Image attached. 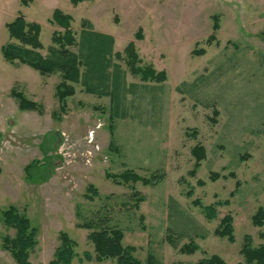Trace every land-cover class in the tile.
Segmentation results:
<instances>
[{"label":"rangeland","instance_id":"rangeland-1","mask_svg":"<svg viewBox=\"0 0 264 264\" xmlns=\"http://www.w3.org/2000/svg\"><path fill=\"white\" fill-rule=\"evenodd\" d=\"M56 9L72 17L76 44L69 49L76 53L83 20L114 37L112 61L125 76L120 102L74 84L66 112L55 119L59 75L24 72L4 59L1 48L10 41L6 24L19 13L41 26L40 52L46 56L53 33L65 32L50 22ZM139 28L142 39L135 36ZM212 34L216 40L208 42ZM130 42L141 67L165 72L163 82L142 81L131 74L125 58L115 55ZM201 49L203 55L194 54ZM13 87L43 104L44 114L20 110L10 94ZM112 123L118 152L109 146ZM197 144L204 146L206 158L192 177L191 150ZM34 160L39 164L30 180L25 166ZM125 170L141 177L158 170L165 177L156 185L137 182L134 188L106 178L107 172ZM212 172L221 177L210 180ZM90 185L99 192L93 200L86 197L92 195ZM133 189L145 197L138 208ZM195 199L205 206L218 204L217 217L208 220ZM10 206L37 230L32 264L53 259L61 231L77 242L74 264H116L79 261L85 252L94 255V246L87 238L90 231L77 226L83 223L78 208L81 219L101 212L107 225L121 228L123 244L137 248L142 264L149 252L162 264H196L212 255L226 264H243L246 235L254 247L264 245V225L252 221L264 206V0H83L76 6L71 0H0V264H17L2 248L3 237L16 233L3 221ZM227 215L233 219L234 242L215 235ZM191 240L198 249L181 253Z\"/></svg>","mask_w":264,"mask_h":264},{"label":"trees","instance_id":"trees-1","mask_svg":"<svg viewBox=\"0 0 264 264\" xmlns=\"http://www.w3.org/2000/svg\"><path fill=\"white\" fill-rule=\"evenodd\" d=\"M83 0H71V3L76 6ZM72 17L63 11L56 9L53 12L51 23L57 24L65 29L61 35L59 32H54L52 35L53 46L48 49V54L44 56L40 50L43 45L40 41L41 26L36 22L27 21L22 13L11 22L6 24L9 32L10 41L4 44L1 48L4 59L11 64H26L38 71L41 75L58 74L60 82L56 86V97L59 101L60 112H52L55 119H60V113L66 112L67 99L73 96L76 92L74 84H80L83 91L99 97L110 96L112 103L117 99L120 102L125 87V76L120 65L112 61L114 37L109 34L95 31L93 24L89 20L82 21L81 30V47L79 53L69 49L70 46L76 44L75 34L71 31ZM219 29V21L214 17L213 31ZM137 39H142V29L136 33ZM11 40L19 41V44L11 42ZM216 40L215 34L208 38V42ZM58 47H56V46ZM204 50L196 51L195 55H203ZM119 58H125L126 63L132 75L139 76L142 81L163 82L165 80V72H157L151 65L141 67V59L137 53L134 42H130L124 48L123 53H115ZM83 68V69H82ZM15 87V86H14ZM11 90V96L18 101V106L22 111H36L42 115L45 112L44 106L41 103L32 101L26 95L15 88ZM117 107V105H116ZM118 109V107H117ZM114 114L111 115V120H114ZM110 131V150L118 152L114 140V123L109 126ZM195 134V133H193ZM191 154L195 159V166L189 175H196V169L199 168L200 162L206 158L204 146L197 144L191 150ZM39 162L32 161L25 166V175L27 179H33V173L36 170ZM233 176V175H232ZM165 177V173L160 171L153 172L149 177H141L133 170H125L120 174H112L107 172L106 178L111 179L116 184L130 186L132 184L142 182L145 185H156ZM220 174L216 172L210 173L209 179L216 181L220 178ZM199 186H204L205 182L198 180ZM239 186V183L237 184ZM134 192L131 198L135 201V207L144 201V195L133 189ZM86 194L87 199L93 200L99 196L97 189L90 185ZM193 190H189L187 195L193 196ZM193 204L200 207L208 220H213L217 217L216 207L218 204L205 206L201 201L195 199ZM80 210L77 209V219L83 221L78 223L79 228H84L90 231L87 238L94 246V255L89 252L83 254V259L88 262H104L107 260H115L116 264H142V261L135 256L137 248L123 244V230L117 226H109L106 224V217L102 213H94L90 218L81 219ZM5 226L15 230V236L5 235L2 240V248L8 251L17 264H32L29 261L30 253L36 248L37 230L32 227L31 221L24 213L15 206H10L2 213ZM142 219V217H141ZM143 220V219H142ZM253 225L262 227L264 225V206L260 207L256 214L252 217ZM215 235L226 237L230 242L235 241L233 219L230 215L225 216L218 228L215 230ZM60 244L56 248L53 259L48 264H74V259L78 256L75 251L77 242L73 240L65 231H61L59 235ZM168 241L173 247L177 243L168 236ZM198 249L194 241L184 245L181 253L191 255ZM244 257L243 264H264V245L254 247L252 238L246 235L244 245L241 249ZM147 264H162L157 257L149 252L147 255ZM196 264H226L219 255H212L198 261Z\"/></svg>","mask_w":264,"mask_h":264},{"label":"crops","instance_id":"crops-1","mask_svg":"<svg viewBox=\"0 0 264 264\" xmlns=\"http://www.w3.org/2000/svg\"><path fill=\"white\" fill-rule=\"evenodd\" d=\"M17 66V69H20V70H24L25 71H30V72H33L32 69L30 66L26 65V64H18L16 65ZM34 70V69H33ZM38 72V71H37ZM34 73V72H33ZM36 74V73H35ZM43 76V75H42ZM12 90V89H11ZM92 95V94H91Z\"/></svg>","mask_w":264,"mask_h":264}]
</instances>
